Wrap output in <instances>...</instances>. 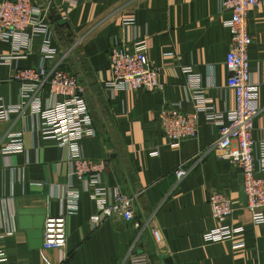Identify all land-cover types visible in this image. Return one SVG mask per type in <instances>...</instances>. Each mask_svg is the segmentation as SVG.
Masks as SVG:
<instances>
[{
    "label": "crops",
    "instance_id": "obj_1",
    "mask_svg": "<svg viewBox=\"0 0 264 264\" xmlns=\"http://www.w3.org/2000/svg\"><path fill=\"white\" fill-rule=\"evenodd\" d=\"M33 2L46 15L49 31L34 37L26 54L0 65V98L6 105L20 103L21 85L11 79L12 71L39 65L47 43L58 51L49 65L63 60L83 84L94 133L65 148L41 134V121L29 109L0 123V246L6 252L0 264H46L34 244L38 238L20 224L19 208L45 209L46 217L68 215L66 247L45 251L54 264H131V255L146 256V264H264V222L255 223L244 206L242 169L216 154L219 127L206 115L228 123L236 108L226 64L232 45L226 20L232 13L222 0ZM248 29L254 37L249 55L255 103L263 107L253 133L255 168L264 176V2L250 11ZM140 40L163 89H113L112 49ZM15 50L11 41H0V54ZM41 97L44 104L55 101L48 86ZM168 104L198 113L197 133L179 146L171 145L159 121ZM74 150L103 160L105 171L92 181L77 177ZM179 166L187 171L181 179ZM119 189L135 198L141 227L118 215L93 227L95 196L111 205ZM217 190L234 206L226 221L218 220L209 204ZM222 226L237 231L208 241L206 235ZM151 227L160 228L161 243Z\"/></svg>",
    "mask_w": 264,
    "mask_h": 264
},
{
    "label": "built area",
    "instance_id": "obj_2",
    "mask_svg": "<svg viewBox=\"0 0 264 264\" xmlns=\"http://www.w3.org/2000/svg\"><path fill=\"white\" fill-rule=\"evenodd\" d=\"M263 2L264 0H222L223 9L232 13L231 18L226 20L232 33V45L226 56V64L230 72L228 85L236 93V108L230 111L228 123L205 111L208 119L216 120L219 127V137L214 147L216 154L238 164L242 169L243 188L248 198L247 208L257 224L264 222V176L257 175L255 168L253 133L255 121L263 107L255 103L249 55L254 37L248 29V17L250 11ZM49 26L46 15L33 0H0V41H11L16 48L13 53L0 54V65L10 63L14 57L30 51L34 37L48 32ZM43 53V61L39 65L13 69L11 79L21 85V100L18 105H6L0 98V123L7 121L11 113L29 109L32 115L39 117L40 132L44 137L55 138L65 148L74 147L78 139L94 133L85 88L72 71L63 67V60L49 65L58 55L56 49L45 43ZM109 71V84L113 89L128 88L150 92L163 89L159 71L151 65L148 48L143 40L115 46L110 57ZM46 86L55 99L53 103L44 104L42 101L41 91ZM197 114L184 112L175 104L162 108L159 121L172 146H179L183 139L197 133ZM1 141L0 133V143ZM262 149L260 169L264 171V143ZM73 153L74 174L77 177H88L92 181L105 171L106 163L103 160L84 157L77 150ZM186 173L182 166L176 169L179 179ZM95 200L98 211L90 218L93 227H98L103 217L116 215L132 222L137 228L141 227V223L136 220L134 197L119 189L111 205L98 195ZM209 204L213 215L220 221H226L234 212L231 199L222 191H212ZM236 231L222 226L210 231L206 238L208 241H221L230 238ZM42 233L40 253L46 264H54L45 251L66 247L68 215L61 213L46 217ZM151 233L155 242L161 243L163 234L160 228L151 227ZM5 259V249L0 246V261ZM130 261L131 264H146L148 259L142 255H131Z\"/></svg>",
    "mask_w": 264,
    "mask_h": 264
},
{
    "label": "water",
    "instance_id": "obj_3",
    "mask_svg": "<svg viewBox=\"0 0 264 264\" xmlns=\"http://www.w3.org/2000/svg\"><path fill=\"white\" fill-rule=\"evenodd\" d=\"M53 18V17H52ZM56 19V21L59 19ZM63 24V22H61ZM241 198L244 206L247 207L248 205V198L247 195L245 194L244 188H242L241 192ZM18 214H19V221L20 224L23 228L29 229V235L30 237L34 240V238H38V241L34 240V244L36 246L42 247L43 239H42V227L43 223L45 221V215H46V210L45 209H40V208H19L18 209ZM34 216V217H32Z\"/></svg>",
    "mask_w": 264,
    "mask_h": 264
}]
</instances>
